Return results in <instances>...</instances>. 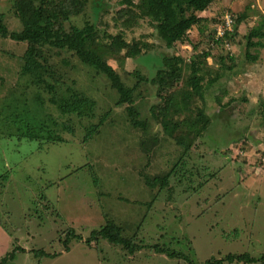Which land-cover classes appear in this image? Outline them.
Returning a JSON list of instances; mask_svg holds the SVG:
<instances>
[{
	"label": "rangeland",
	"instance_id": "obj_1",
	"mask_svg": "<svg viewBox=\"0 0 264 264\" xmlns=\"http://www.w3.org/2000/svg\"><path fill=\"white\" fill-rule=\"evenodd\" d=\"M124 1L89 0L63 22L66 30L94 26L107 62L134 88L124 104L110 79L73 51L43 46L37 79L26 73L28 42L0 35V222L9 251L24 248L9 263L188 264L154 245L198 264L263 256L264 0H215L198 12L207 20L173 47L139 16L140 0ZM14 3L0 0V16L21 31ZM227 16L233 31L217 39ZM118 34L139 42L141 53L126 57L128 48L111 47L108 35ZM206 52L203 90L186 105L192 62ZM165 56L184 62L181 77L162 85ZM72 97H86L93 110L64 111ZM200 108L211 121L197 135L191 120ZM167 120L178 127L166 128ZM109 220L144 248L131 254L101 238L89 244Z\"/></svg>",
	"mask_w": 264,
	"mask_h": 264
},
{
	"label": "trees",
	"instance_id": "obj_2",
	"mask_svg": "<svg viewBox=\"0 0 264 264\" xmlns=\"http://www.w3.org/2000/svg\"><path fill=\"white\" fill-rule=\"evenodd\" d=\"M88 1L89 0H15V12L23 23V29L21 31H10L3 21V16H0V35L5 38L9 37L15 41L28 42L29 45L25 54L26 73L31 71L37 72V79L41 77L39 74V58L43 54V46L49 45L58 49L73 51L84 64L93 66L110 79L113 88L120 93L118 104H124L132 100L134 88L127 87L117 71L107 62L104 53L98 48V33L96 29H94V26L87 23L86 27L82 28L77 25H72L70 30L64 28L63 22L65 20H71L72 16L82 14ZM214 1L215 0H140L135 6L140 12L138 13L139 16L150 18L154 21L159 36L166 42L168 47H173L177 42L187 40L189 30L195 25H200L203 21L207 20L200 16L198 12L207 10ZM124 2L132 4L131 0H125ZM126 11L127 9H124V12ZM122 12L123 10L120 11V13ZM245 18L246 15L239 17L238 22L241 23ZM108 36L112 38L110 45L114 47L116 51L128 48L129 51L126 53V57H136L141 53L139 42L130 45L122 34ZM209 54L210 53L206 52L202 55H198L199 61L194 60L192 62V75L190 74L188 84L191 83L193 89L184 95V99L187 102L186 105L190 103L193 96L200 95L203 90L204 65H206V57L209 56ZM183 62L184 58L180 56H165L163 64L168 66L169 69L168 73L166 71L158 72V77L162 85L166 84L168 77L173 80L181 77ZM217 77L219 78L220 76ZM67 102L64 111L86 115L87 113L84 112L85 110H93L92 101L86 97H81L80 99L72 97V99L69 98ZM210 121V116L204 113V109H198V114L191 120L194 124L193 128H196V134L202 135L208 128ZM165 126L168 129L171 128L170 126H173V128L178 127L177 124H172L168 120ZM89 137L91 136L87 135V138ZM168 177L169 175H166L161 178L160 182L162 187L166 185ZM150 185H152V183H150ZM122 231L123 229L121 226L115 221L109 220L103 227L94 230L91 237L87 239V242L91 244L93 241H98L101 238L112 244L123 246L131 254L144 248V245L135 243L132 238L124 237ZM153 248L159 253H166L167 256L171 258H182L186 260L188 264H198L185 253L161 249L157 245H154ZM21 250H24V248L16 246L12 251H9L0 259V264H10V261L13 262V260L16 259L17 251ZM36 254L55 256L43 251H38ZM234 262H244L247 264L263 263L264 255L255 257L249 253L228 254L222 258L212 257L207 260L205 264H226Z\"/></svg>",
	"mask_w": 264,
	"mask_h": 264
},
{
	"label": "crops",
	"instance_id": "obj_3",
	"mask_svg": "<svg viewBox=\"0 0 264 264\" xmlns=\"http://www.w3.org/2000/svg\"><path fill=\"white\" fill-rule=\"evenodd\" d=\"M26 137L28 138L29 135L26 134ZM30 139V138H29ZM36 140L35 138H31ZM97 230V229H95ZM9 241L11 243V236L10 233L8 232V230L6 228H4L3 224L0 222V243L4 244V243H8V246H6L4 252L2 253V255L0 257L5 256L8 252H9V248H10V244Z\"/></svg>",
	"mask_w": 264,
	"mask_h": 264
},
{
	"label": "built area",
	"instance_id": "obj_4",
	"mask_svg": "<svg viewBox=\"0 0 264 264\" xmlns=\"http://www.w3.org/2000/svg\"><path fill=\"white\" fill-rule=\"evenodd\" d=\"M233 25H234V19L231 16L226 17V22L224 23V33H220L222 36L217 37V39H222L225 37V35L231 33L233 31Z\"/></svg>",
	"mask_w": 264,
	"mask_h": 264
}]
</instances>
